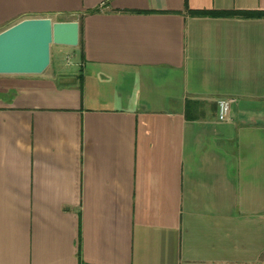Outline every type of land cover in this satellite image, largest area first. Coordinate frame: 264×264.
<instances>
[{"label": "crops", "instance_id": "obj_1", "mask_svg": "<svg viewBox=\"0 0 264 264\" xmlns=\"http://www.w3.org/2000/svg\"><path fill=\"white\" fill-rule=\"evenodd\" d=\"M33 18L78 45L0 74V264H264V0H0Z\"/></svg>", "mask_w": 264, "mask_h": 264}, {"label": "water", "instance_id": "obj_2", "mask_svg": "<svg viewBox=\"0 0 264 264\" xmlns=\"http://www.w3.org/2000/svg\"><path fill=\"white\" fill-rule=\"evenodd\" d=\"M76 47L78 24L50 18L24 19L0 32V74L40 75L50 63V46Z\"/></svg>", "mask_w": 264, "mask_h": 264}, {"label": "built area", "instance_id": "obj_3", "mask_svg": "<svg viewBox=\"0 0 264 264\" xmlns=\"http://www.w3.org/2000/svg\"><path fill=\"white\" fill-rule=\"evenodd\" d=\"M231 104L232 100L229 99H220L216 102L217 117L219 121H226L228 119Z\"/></svg>", "mask_w": 264, "mask_h": 264}, {"label": "trees", "instance_id": "obj_4", "mask_svg": "<svg viewBox=\"0 0 264 264\" xmlns=\"http://www.w3.org/2000/svg\"><path fill=\"white\" fill-rule=\"evenodd\" d=\"M195 14H199V15H205V14H207V13H205V12H197V13H195ZM235 14H240V15H242V14H244V15H247V16H253V15H255L254 13H243V12H233V11H231V12H224L223 13V15H235Z\"/></svg>", "mask_w": 264, "mask_h": 264}, {"label": "rangeland", "instance_id": "obj_5", "mask_svg": "<svg viewBox=\"0 0 264 264\" xmlns=\"http://www.w3.org/2000/svg\"><path fill=\"white\" fill-rule=\"evenodd\" d=\"M54 47H59V45H54V44H52V45L50 46V63H49V66L46 68V70H45L44 72L48 71V69L51 67V65H52V63H53L52 60H54V59H53L54 57H52V54H53V50L55 49ZM65 51H66V53L71 54V52H67V51H70L69 49H68V50H65Z\"/></svg>", "mask_w": 264, "mask_h": 264}]
</instances>
